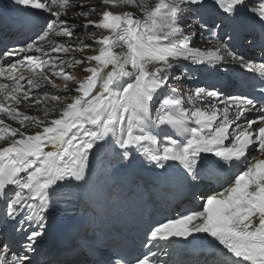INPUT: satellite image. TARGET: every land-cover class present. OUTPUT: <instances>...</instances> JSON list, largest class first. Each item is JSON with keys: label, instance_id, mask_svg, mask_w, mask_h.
<instances>
[{"label": "snow or ice", "instance_id": "snow-or-ice-1", "mask_svg": "<svg viewBox=\"0 0 264 264\" xmlns=\"http://www.w3.org/2000/svg\"><path fill=\"white\" fill-rule=\"evenodd\" d=\"M100 3L107 8L83 27L94 26L108 35L96 41L101 45L97 54L79 59H64L72 45L49 37L71 40L76 25L61 17L77 9L87 16L82 10L93 6H69L68 0H11L13 14L0 12V61L6 65H0V77L9 81L0 83V115L23 128L42 129L28 134L0 119V140L8 141L0 147V196L5 201L0 264H264V63H246L234 51L237 44L253 42V25H259L264 41V0H253L254 7L246 0H211L210 5L208 0H157L151 6L145 0ZM125 6L137 8L143 18L109 10ZM53 7L58 10L53 12ZM225 21L231 26L227 42L208 51L191 47L196 29L214 34ZM25 32L30 35L23 43L10 46L15 35ZM229 58L259 73L255 83L239 85L248 91L221 99L215 87L185 94L169 85L176 71L170 61L217 67ZM85 63L82 70L88 75L76 82L66 68ZM22 68L31 75L25 76ZM46 70L65 82L64 98L76 93L71 102L62 103L60 95L46 92L28 103L40 85L61 87L43 75ZM187 73L185 69L182 75ZM41 100L62 104L59 116L49 121L16 107H39ZM48 111L44 109L45 117ZM253 112L255 118L248 119ZM252 151L260 155L249 159ZM134 152L161 170L175 163L178 175L171 180L182 190L215 183L220 191L206 199L201 196V210L186 208L175 217L145 222L146 243L141 246L148 251L139 257L116 251L102 259L96 250L85 251L79 244L46 247L52 195L60 182H85L92 153H111L125 166ZM173 254L185 259H160Z\"/></svg>", "mask_w": 264, "mask_h": 264}, {"label": "bare ground", "instance_id": "bare-ground-1", "mask_svg": "<svg viewBox=\"0 0 264 264\" xmlns=\"http://www.w3.org/2000/svg\"><path fill=\"white\" fill-rule=\"evenodd\" d=\"M247 2H249V1H246V3H247ZM246 14H247V13H245V15H246Z\"/></svg>", "mask_w": 264, "mask_h": 264}]
</instances>
